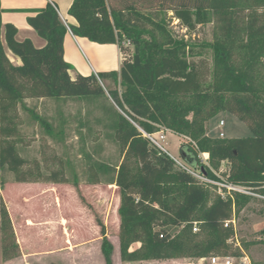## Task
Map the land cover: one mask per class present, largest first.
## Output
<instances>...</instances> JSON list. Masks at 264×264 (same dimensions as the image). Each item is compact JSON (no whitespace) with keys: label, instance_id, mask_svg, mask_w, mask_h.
Returning a JSON list of instances; mask_svg holds the SVG:
<instances>
[{"label":"trees","instance_id":"1","mask_svg":"<svg viewBox=\"0 0 264 264\" xmlns=\"http://www.w3.org/2000/svg\"><path fill=\"white\" fill-rule=\"evenodd\" d=\"M74 0L69 14L77 24L67 25L56 6L32 10L27 18L47 43L36 47L31 39L19 41L18 28L5 25L6 47L18 57L14 64L1 40L0 4V187L16 183L80 184L63 169L45 174L37 166L26 167L19 150L22 143L20 110L31 114L50 136L57 132L50 121L30 108L27 98H68L96 101L106 93L112 106L97 119L104 136L116 141L123 160L110 164L89 159V184H114L120 192L118 214L121 258L243 255L230 242L236 236L233 218L254 197L220 194L208 205L209 186L177 167L167 151L154 145L140 130L155 133L165 128L189 139L180 155L192 165L199 154H210L208 176L214 169L230 182L264 195V0ZM155 8V9H154ZM189 32L214 21L213 41L191 42L176 36L167 13ZM68 31L101 44L117 43L124 55L120 71L78 74L65 60ZM211 50L212 66L202 57ZM107 80L114 87H108ZM221 112H230L249 126L247 137L221 138L208 135V123ZM83 125V124H82ZM124 154V155H123ZM106 176V179L103 177ZM264 202V199H260ZM2 257L21 256L8 207L1 203ZM105 264H114V247L105 224L98 219ZM194 221H202L203 233H193ZM264 239V228L260 231ZM140 242L139 250L131 251Z\"/></svg>","mask_w":264,"mask_h":264},{"label":"rangeland","instance_id":"2","mask_svg":"<svg viewBox=\"0 0 264 264\" xmlns=\"http://www.w3.org/2000/svg\"><path fill=\"white\" fill-rule=\"evenodd\" d=\"M172 2L173 0H166V6H170ZM167 14L169 27L176 36L199 44L213 41L214 21L200 24L195 31L189 32L172 16L171 11ZM1 40L6 47L3 34ZM6 51L10 60L18 64V59L7 47ZM203 51V56L196 60L203 58L212 66L211 50ZM106 84L114 87L111 83ZM25 102L46 117L57 132L61 131L56 136L48 135L28 111L20 110L22 143L19 144V150L27 160L26 167L40 166L45 174L63 169L71 180L77 175L80 184L76 187L73 184L46 182L16 183L13 175L6 173L8 183L4 188L0 187V210L3 199L13 223L15 222L21 252L23 248L26 254L22 253L15 260H3L0 226V264H105L98 219L105 224L108 238L113 244L114 264H213V256L135 261L121 258L119 188L114 184L86 182L89 164L86 153L92 154L95 160L114 165L123 160L119 144L104 136L102 124L97 122L98 118L103 117L105 108L115 106L120 111L108 93L96 101L78 98H27ZM221 120L225 121L224 126H220ZM220 131L225 133L224 138L247 137L252 134L247 123L230 112H221L209 121V136L219 137ZM165 134L163 145L172 154L179 156L181 145L186 144L189 139L169 130ZM223 167L221 168L224 170ZM221 168H213L216 176L221 175ZM208 190L211 194L208 205H211L219 196V189L209 186ZM232 220L236 236L230 242L234 247L242 248L243 256L248 257L250 264H264V239L260 234L264 228V202L257 197L250 199L242 209L236 207ZM195 224L200 228L197 232L194 231ZM192 232L203 233L202 221H194ZM141 245L136 242L131 245L130 250H139Z\"/></svg>","mask_w":264,"mask_h":264},{"label":"crops","instance_id":"3","mask_svg":"<svg viewBox=\"0 0 264 264\" xmlns=\"http://www.w3.org/2000/svg\"><path fill=\"white\" fill-rule=\"evenodd\" d=\"M73 1L0 0L3 24L2 34L4 35L5 25L11 23L18 28L17 39L19 41L28 38L33 41L36 47H43L47 41L39 36L37 31L28 24V16L35 14L32 10L44 8L48 3H51L56 6L61 18L67 25H75L78 21L69 14ZM64 47L65 60L73 66V69L70 70L72 78H75L78 74L90 75L99 72L120 71L124 60V55L117 43L101 44L93 42L86 37L75 36L71 31H68L65 36ZM16 59H18V64H20V59L18 57ZM106 82L112 84L111 80H107ZM22 253L23 255L26 254L23 248Z\"/></svg>","mask_w":264,"mask_h":264},{"label":"built area","instance_id":"4","mask_svg":"<svg viewBox=\"0 0 264 264\" xmlns=\"http://www.w3.org/2000/svg\"><path fill=\"white\" fill-rule=\"evenodd\" d=\"M225 121L221 120L220 121V126H224ZM140 130L143 132L144 136L147 137L154 145L158 146L159 148L163 149L164 151H167L170 156L174 159L176 162L177 167L180 169L190 173L193 175L200 183L206 185V186H215L218 187L219 189V194L223 198L227 197H234V194L236 193H241V194H246L250 195L254 198H260L264 199V195L253 191L250 188H247L243 185H239L233 182L228 181L221 175H217L218 179L211 178L208 176L207 172L205 171V166H208L211 168L210 165V154L208 152H201L199 154V162L197 165H192L185 161L181 155L176 156L172 154L164 145H163V140L166 138V131H168L165 128H161L160 131H157L155 133H147L144 131L142 128ZM219 137L224 138L225 133L223 131H220ZM234 220H227L225 222V225L228 226L230 224H233ZM199 226L197 224L194 225V231L197 232L199 230ZM236 261H241L236 262ZM212 263L213 264H250L248 262V257H244L243 255L240 257H233V256H213L212 257Z\"/></svg>","mask_w":264,"mask_h":264}]
</instances>
